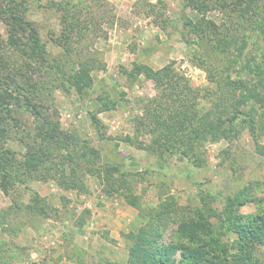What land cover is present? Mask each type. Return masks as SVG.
I'll use <instances>...</instances> for the list:
<instances>
[{"label": "rangeland", "instance_id": "rangeland-1", "mask_svg": "<svg viewBox=\"0 0 264 264\" xmlns=\"http://www.w3.org/2000/svg\"><path fill=\"white\" fill-rule=\"evenodd\" d=\"M58 58L67 71L94 64L90 85L51 88L45 67ZM168 63L202 94L216 78L244 96L242 128L206 141L198 163L153 153L138 122L157 91L134 65ZM263 64L264 0H0V89L14 125L0 122V264H128L127 234L163 203L161 248L184 243L181 224L201 218L213 252H236L224 212L244 223L264 214V138L249 130L264 111ZM34 101L51 126L29 111ZM56 121L65 137L51 140ZM254 254L264 264V246Z\"/></svg>", "mask_w": 264, "mask_h": 264}, {"label": "trees", "instance_id": "trees-1", "mask_svg": "<svg viewBox=\"0 0 264 264\" xmlns=\"http://www.w3.org/2000/svg\"><path fill=\"white\" fill-rule=\"evenodd\" d=\"M225 45H228L225 40L218 43L220 50L224 49ZM66 62L58 58L46 65L45 72L51 78V88L62 86L66 89L69 88L68 86H72L77 92H80L84 87H88L92 80L91 71L95 68L94 64H90L88 60H78L76 67L67 71ZM257 66L258 64L255 65L258 69ZM2 68L0 66V70ZM133 73H142L146 78L151 79L157 91L153 97L146 101L143 114L138 121L150 136L147 148L153 153L161 157L173 155L178 159L186 158L198 163L206 141L227 140L242 128L241 121L238 122L237 118L245 114L241 109V106L244 105V96L238 94L237 84L231 79H213L216 90H209L208 93L202 94L200 88L193 87L189 80L179 73L174 63H168L158 69L147 65H134ZM208 73L213 75V72L209 71ZM19 87L21 86L16 85V88ZM4 92L9 91L5 88L0 89V109L5 110L4 116H0V122L3 121V124L7 120L8 125L5 127H9L11 125H9L8 119L12 116L11 108H9L11 99L10 96H5ZM29 97L26 95L24 98L30 100L31 97ZM203 98L209 99L211 103L209 107L202 105ZM34 102L29 103V111L37 118H44L45 124L42 123V126H51L53 121H49L46 118L48 114H42V111L37 107L38 103ZM14 120L19 122L16 118ZM249 122L251 123L249 130L251 132L260 131L259 136L262 135L264 138V111ZM11 127L14 125L12 124ZM52 127L55 135L48 133L49 139L53 140L58 136L65 137V134L59 129L57 121ZM6 131L0 124V135H7ZM32 145H36V141H33L30 146ZM43 145L44 141H42L40 149H43ZM258 147L260 148L259 145ZM258 147L256 146V148ZM232 198L230 196L229 199L232 201ZM236 199L237 197H235ZM170 211L167 203H163L160 209L149 218L150 221L145 227H140V231L137 233L132 231L127 234L131 239L128 264H174L175 254L178 250L181 252L179 261L181 264L256 263L254 247L255 245L264 246V214L258 213L259 215L250 217L244 223L243 215L231 216L225 211L222 220L223 227L227 232L237 234L238 239L235 241L237 251L230 253L229 248L223 247L218 253L213 252L216 250L213 249L212 241H205V237L211 233L212 229L210 222L201 218L194 222L188 220L181 224L180 232L182 238L185 239L184 243H168L164 248H161L157 243L159 230L161 226H164L165 221L171 219ZM216 244L218 243L216 242Z\"/></svg>", "mask_w": 264, "mask_h": 264}]
</instances>
